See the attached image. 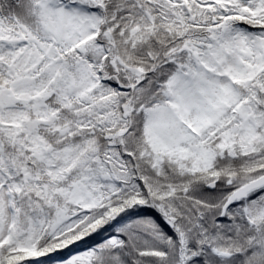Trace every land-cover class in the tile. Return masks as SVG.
I'll return each instance as SVG.
<instances>
[{"label":"snow or ice","instance_id":"snow-or-ice-1","mask_svg":"<svg viewBox=\"0 0 264 264\" xmlns=\"http://www.w3.org/2000/svg\"><path fill=\"white\" fill-rule=\"evenodd\" d=\"M0 264H264V0H0Z\"/></svg>","mask_w":264,"mask_h":264}]
</instances>
